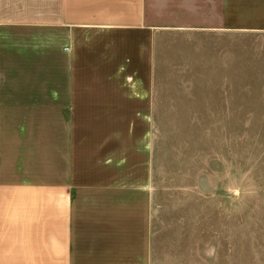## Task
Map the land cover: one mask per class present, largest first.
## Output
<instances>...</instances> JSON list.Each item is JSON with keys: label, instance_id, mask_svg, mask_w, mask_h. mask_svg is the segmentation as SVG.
<instances>
[{"label": "rangeland", "instance_id": "obj_1", "mask_svg": "<svg viewBox=\"0 0 264 264\" xmlns=\"http://www.w3.org/2000/svg\"><path fill=\"white\" fill-rule=\"evenodd\" d=\"M209 39L158 37L137 83L79 53L75 146L54 154L71 157L75 203L121 205L132 251L264 264V39Z\"/></svg>", "mask_w": 264, "mask_h": 264}, {"label": "crops", "instance_id": "obj_2", "mask_svg": "<svg viewBox=\"0 0 264 264\" xmlns=\"http://www.w3.org/2000/svg\"><path fill=\"white\" fill-rule=\"evenodd\" d=\"M160 36L264 39V0H0V264H158L121 205L74 202L54 149L75 146L79 53L137 83Z\"/></svg>", "mask_w": 264, "mask_h": 264}]
</instances>
